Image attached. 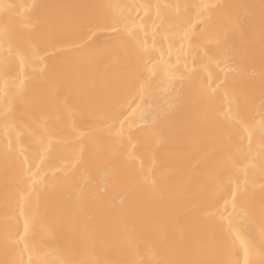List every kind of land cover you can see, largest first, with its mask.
Returning a JSON list of instances; mask_svg holds the SVG:
<instances>
[{
    "label": "bare ground",
    "instance_id": "obj_1",
    "mask_svg": "<svg viewBox=\"0 0 264 264\" xmlns=\"http://www.w3.org/2000/svg\"><path fill=\"white\" fill-rule=\"evenodd\" d=\"M0 3L14 6L0 11V29H8L18 48L10 57L11 72H5L4 48L0 47V260L5 258L2 248L5 226H13L19 219L22 229L21 211L25 215L36 213L39 223L31 230L32 235L42 249L40 258L49 262L62 259L70 241L74 243L73 255L83 264H137L139 260L152 264H214L224 258L218 250L217 226L224 224L228 216L225 213L223 218L209 219L202 193L206 185L215 183L219 188L227 184L231 173L221 177L210 170L208 157L217 147L215 130L200 120L201 108L186 94L179 74L170 85L161 65L144 84L140 107L126 122L134 131L139 129L150 146L147 158L142 155L141 159H145L148 177L156 181L155 186L139 177L113 187L110 180L102 182L98 170L86 168L76 172L74 183L65 185L61 181L63 171L74 164V153L106 150L108 126L102 123L105 112L118 91L135 95L142 62L128 50L126 43L110 42L116 35L111 31L97 33L99 43L88 54H76L71 45L57 41L73 33L85 11L120 20L119 29L138 31L153 55L159 53L165 61L179 57L181 64L185 56L195 57L196 52L190 40H182V33L175 28V18L189 22L184 31L198 37L197 44L204 50L214 47L227 34L233 48L243 54L231 65L229 79L254 96L255 107L249 119L258 124L264 81V65L259 55L264 44L262 0H0ZM35 4L45 7L39 12L32 11L29 6ZM84 5L107 7L84 9L81 7ZM127 5L161 7L131 11ZM199 5L231 7L212 10L201 9ZM137 12L140 17L133 22L130 17ZM137 25L141 26L138 30ZM36 46L46 47L66 71L51 80L43 77L39 61L29 60L25 55ZM250 50L255 51V57L247 55ZM207 71L214 69L210 66ZM221 102L227 112L229 98L222 96ZM161 109L168 112L167 128H162L160 119L154 117ZM7 112L23 113L25 119L5 122L3 116ZM29 116L33 119H28ZM85 121L90 122L88 126ZM6 141L25 155L42 154L43 171L37 177V186L20 175L14 157L5 158ZM253 151L256 159L250 163L256 166L247 177L253 193L247 218L258 233L259 143L253 146ZM41 179L45 182L43 188L39 187ZM93 188L106 189V198L93 199L89 195V189ZM218 208L223 213V201Z\"/></svg>",
    "mask_w": 264,
    "mask_h": 264
},
{
    "label": "snow or ice",
    "instance_id": "obj_2",
    "mask_svg": "<svg viewBox=\"0 0 264 264\" xmlns=\"http://www.w3.org/2000/svg\"><path fill=\"white\" fill-rule=\"evenodd\" d=\"M14 6L0 3V11ZM32 11L39 12L44 5L35 4L29 6ZM84 9H102L106 5H84ZM159 5H127L131 11L147 8L149 10L159 9ZM201 9L220 10L231 7L230 5H199ZM261 7H264L262 0ZM31 14V13H29ZM137 12L135 17L130 19L135 22L140 17ZM147 15V12L143 13ZM159 13L157 12V15ZM151 19V17H149ZM120 20L116 18L104 17L96 12L85 11L72 34H66L59 38L57 43L72 46V51L76 54H88L95 49L99 43V32L111 31L116 33L111 37L110 42H124L128 50L133 52L142 62V72L139 77L135 95L131 92L127 94L117 92L112 97L109 107L105 112L102 123L108 126L105 137L106 150L102 152H81L73 154L74 164L71 168H66L60 179L65 184H72L76 179V172L80 168L98 170L102 182L109 180L115 187L123 181L144 177L145 182H150L155 186L156 181L148 177L145 159L147 158L150 146L144 141L139 129L133 130L130 124H126L130 115L135 113L143 100L144 84L156 74L158 65H161V72L169 79V83L177 79L181 81L189 98L194 99L201 110L200 120L211 126L215 130L216 151L208 157L210 170L221 177L229 175V182L217 187L215 183L206 185L203 189V208L206 216L211 219L215 216L223 218L226 213L228 219L224 224L217 226L218 250L222 259L214 264H264V81H262L261 93L259 97V112L261 119L257 124L249 119V113L255 107V98L252 94L243 91L239 85L229 79L231 65L241 58V51L234 49L227 34L221 36L214 47L202 49L198 44V37L191 36L189 31H184L187 23L180 17L175 18L176 30L182 33V40H190L195 57L185 56V62L181 64L180 58L175 60L169 58L165 61L161 59L159 53L153 55L145 41L139 36L138 31L120 30ZM137 30L141 27L137 25ZM127 28H131L128 25ZM0 47L4 48L3 67L5 72H11L12 60L10 57L18 51L13 44L12 37L7 28L0 29ZM179 43V41H178ZM183 46V45H182ZM155 45H152L154 48ZM171 49L169 48V52ZM29 60L39 61L40 74L49 80L56 78L62 71L57 57L49 55L46 47H32L25 53ZM247 55L252 58L256 53L250 50ZM260 59L264 65V44L261 46ZM147 58V59H145ZM191 63H188V60ZM24 63V61H20ZM180 65V67H174ZM213 67V72H208V67ZM218 70V71H217ZM229 98L228 111H224L221 97ZM174 107V105H169ZM161 121V127H168V112L161 109L154 113ZM28 119H33L31 116ZM5 122L10 120H23L25 115L17 112H7L3 116ZM90 122L85 121V126ZM241 132L243 136H241ZM259 143V168L261 171L259 195L261 201V220L259 232L247 218V211L250 206L253 193L248 187L247 177L253 174L256 159L253 146ZM5 158L14 157L17 161L18 171L21 176L32 181L33 186H37L40 173L43 171L40 164L43 158L41 153L25 155L24 151H18L14 144L5 142ZM49 151V155H51ZM36 169L33 172V169ZM74 169V170H73ZM235 181V183L233 182ZM44 181L39 180V187H44ZM89 195L96 200H102L107 196V190L96 191L89 189ZM223 201V213L219 211L218 205ZM215 209V211H213ZM22 229L19 226V219L13 226H5L2 248L4 259L0 264H83L82 261L73 255L74 243L69 242L63 258L58 261L49 262L40 258L39 252L42 250L38 246L32 235V231L39 223L35 212L25 215L23 211ZM246 238H243L245 237ZM239 241V243H237ZM242 250V260H241ZM36 258H33V253ZM231 258H227V257ZM137 264H152V262L139 260ZM160 264V262H155Z\"/></svg>",
    "mask_w": 264,
    "mask_h": 264
}]
</instances>
